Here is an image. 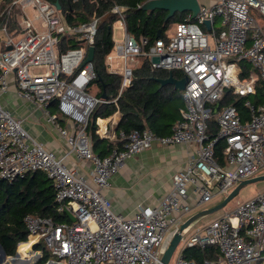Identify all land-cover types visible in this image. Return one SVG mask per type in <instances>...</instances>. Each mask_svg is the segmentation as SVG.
Returning <instances> with one entry per match:
<instances>
[{"label": "built area", "instance_id": "built-area-1", "mask_svg": "<svg viewBox=\"0 0 264 264\" xmlns=\"http://www.w3.org/2000/svg\"><path fill=\"white\" fill-rule=\"evenodd\" d=\"M56 2L0 0V94L9 91L14 77L21 95L46 111L70 147L62 155L48 149L0 101V178L14 181L27 173L45 172L54 184L59 212L76 219L57 222L27 215L28 240L23 243H31L30 253L44 242L56 258L48 264H160L180 232L174 264H264V190L194 231L191 225L181 231L196 209L221 202L242 181L264 173V0L200 3L195 17L189 12L168 39L158 37L153 43L130 34L127 8L114 5L110 12L125 33L114 41L106 65L122 76L120 93L131 85L141 57L148 58L154 69L183 71L188 81L180 118L170 133L160 135L149 127L121 132L124 146L103 157L94 153L86 132L91 112L106 101L89 91L98 74L94 60L86 62L101 19L71 23ZM258 85L263 95L254 99ZM226 91L246 98L249 119L234 105H221ZM52 102L58 106L57 114L49 113ZM60 117L73 129L62 128ZM214 118L218 132L212 137ZM220 140L225 143L221 159L216 153ZM154 142L197 147L173 175L171 190L156 204H140L132 216L116 213L105 195L110 179L128 158ZM73 153L93 162L91 174L67 164ZM209 246L219 251L216 260L200 263L185 254L187 248ZM18 252L22 257L19 248Z\"/></svg>", "mask_w": 264, "mask_h": 264}, {"label": "trees", "instance_id": "trees-1", "mask_svg": "<svg viewBox=\"0 0 264 264\" xmlns=\"http://www.w3.org/2000/svg\"><path fill=\"white\" fill-rule=\"evenodd\" d=\"M54 1V0H53ZM56 1V0H55ZM67 20L71 23H79L90 20L93 17L102 18L95 42L94 64L97 71V79L93 82L99 86L98 98L106 93L105 102L98 103L91 112L86 127V132L91 137L92 149L99 156L108 155L113 148H122L125 140L120 138L121 132L129 133L133 129L149 127L157 134L165 135L180 118L177 112L170 110L171 102L175 98H181L182 91L176 90L173 85L161 86L157 79L167 78L169 72L163 69H154L148 58L142 57L141 65L134 70V78L129 87L120 93L122 76L110 72L106 65V56L114 48L113 23L117 20L111 9L114 5H123L126 9L127 31L137 39L147 37L153 43L158 38L161 29V37L166 39V33L173 23L182 22L189 12H176L167 21L168 11L156 8L144 10L138 7L147 0H58ZM176 78H182L184 74L173 71ZM92 85H94L92 83ZM263 95L261 85H258L256 98ZM244 97H236L232 92L226 91L221 105H234L245 120L249 119L248 110L245 107ZM50 110L58 106L49 105ZM120 111L122 119L117 125L115 139H103L97 133L99 118H108L116 111ZM218 132L216 119L211 120L209 133L214 137ZM225 143L220 140L216 144V153L219 159ZM27 215L51 217L57 222H69L70 217L65 212H59L55 200V187L52 180L43 171L27 173L14 181L0 178V243L7 256H15L20 243L28 240V231L25 225ZM29 243V242H27ZM31 250V243H29ZM22 247V248H21ZM24 245L20 251L24 254ZM42 250V256L37 264H46L51 258V253L42 243L35 245V250ZM20 252V253H21ZM185 254L200 263L205 259L216 260L219 255L214 247L205 249L199 247L187 248ZM22 256V255H21ZM2 257V254L0 255ZM33 257V256H32ZM31 257V258H32ZM21 257L4 258L1 263L27 264Z\"/></svg>", "mask_w": 264, "mask_h": 264}, {"label": "crops", "instance_id": "crops-1", "mask_svg": "<svg viewBox=\"0 0 264 264\" xmlns=\"http://www.w3.org/2000/svg\"><path fill=\"white\" fill-rule=\"evenodd\" d=\"M198 2L211 3L210 0H198ZM186 12L191 11L186 10ZM138 67L139 64L135 69ZM98 90L97 88L96 91ZM0 101L17 118L22 119L25 129L38 141L43 142L48 149L58 155L69 152L70 147L66 138L60 134L54 124L48 121L45 110L21 95L14 77L11 79L9 91L0 94ZM51 105L54 107L56 103L52 102ZM182 106L183 99L179 109ZM55 110L54 112L49 107V113L57 114L58 109ZM121 119L122 114L119 110L108 118H99L97 123L100 129L97 133L103 139H115L117 125ZM59 124L62 128L73 129L72 124L61 117ZM196 147L195 144L163 145L154 142L150 148L128 158L123 168L110 179L111 187L105 190L113 210L116 213L132 216L140 204H156L171 190L173 175L185 167L188 156L195 152ZM67 164L77 167L86 174H91L94 168L92 161L78 159L74 153L67 158ZM24 244L21 243L20 246Z\"/></svg>", "mask_w": 264, "mask_h": 264}, {"label": "water", "instance_id": "water-1", "mask_svg": "<svg viewBox=\"0 0 264 264\" xmlns=\"http://www.w3.org/2000/svg\"><path fill=\"white\" fill-rule=\"evenodd\" d=\"M56 5L58 6V8L60 9V3L56 2ZM142 9L144 10H154L156 8L159 9H165L167 10L169 13L166 17V21L172 17L176 12H185L186 10L191 11L193 17H195L197 15V13L200 10V4L198 2V0H147L146 2H144L141 6ZM207 27H210V22L207 21L206 22ZM162 35V30L160 29L158 32V37H161ZM95 57V46H91L89 49V54L87 56L86 62L88 61H93ZM157 81L161 84V86H167V85H174L176 90L179 91H183L186 83L188 81V78L186 76L182 77V78H176L174 76L173 71L169 72V76L167 78H158ZM102 98H106V93H103ZM220 104H217L214 107L213 113L216 114L218 112ZM264 180V174L256 176L254 178H250L247 180L242 181L230 194L229 196H227L224 200H222L220 203H218L217 205L208 208V209H204V210H200L198 212H196L195 214H193L188 220H186L182 226H181V231L184 230L185 228L189 227L190 225H192L193 222H195L197 219H199L200 217L213 213L217 210H220L222 208H224L225 206H227V204L240 192V190L247 184L249 183H254V182H258V181H262ZM67 215L70 217L71 221H75V217L70 214L67 213ZM182 235L180 232H178L174 238L172 239V241L170 242L169 247L167 248L166 252L164 253L163 257L161 258V263L160 264H169L171 261V258L179 244V242L181 241ZM2 254L3 259L4 258H13L12 256H7L3 246L0 243V255ZM42 255H39L38 259L34 262V264H37V262L39 261V259L41 258ZM15 257H19V252L17 251ZM1 259L2 257H0V264H1Z\"/></svg>", "mask_w": 264, "mask_h": 264}, {"label": "rangeland", "instance_id": "rangeland-1", "mask_svg": "<svg viewBox=\"0 0 264 264\" xmlns=\"http://www.w3.org/2000/svg\"><path fill=\"white\" fill-rule=\"evenodd\" d=\"M210 1L213 2L214 0H210ZM0 13H1V9H0ZM101 21H102V18H101ZM262 22H264V21H262ZM112 26H113V39H114V41H120V40H122L123 37H124L125 28L121 25V22L119 20H116L113 23ZM175 26H176V23H173L171 25L170 29L166 33V39H168L173 34V32L175 30ZM142 60H143V58L141 57L140 60L137 62L136 65L139 64V66H140L141 63H142ZM38 71H40V70H38ZM175 71L177 73H181V74L183 73V71H181V70H175ZM93 84H94L93 87L92 88L90 87L91 89L89 88V91L92 94H94V95L97 96L98 93H99V90L98 91H96V90H97V88L99 89V86H98L97 83H94L93 82ZM236 97H239V96H236ZM180 104H181V98L180 99L179 98H175L171 102L170 110L172 112H177V109H179ZM52 111L55 112L56 110H52ZM171 129H172V127L170 128V132H171ZM261 174H264V173H261ZM262 190H264V180L258 181V182H254V183H249V184L245 185L240 190V192L227 204V206H225L224 208H222L220 210H217V211H215L213 213H210V214H207V215H204V216L200 217L199 219H197L195 222L192 223L191 229L194 231L197 227L202 226L204 224H207V223H209V222H211V221H213V220L221 217L222 215H224L225 213H227L229 210H233L236 207V205H237L238 202H241V201H244L246 199H249V198L255 196L258 192H260ZM219 202H220V200H214V201H212L210 203H207L204 206L196 209L194 211V213L196 211H198V210H204V209L211 208V207L217 205ZM27 245H29V244L28 243H25V245H24V248H23L24 254L20 251V247L18 246L19 251L21 252L20 255H22L21 258L22 259H25L26 257H27V259L30 258L29 263H27V264H34V262L38 259L40 253H42V250L43 249L41 248V250H39V252H37V251H34V248H33V251L34 252L30 253L29 246H27ZM42 245L44 247H46V245L44 244V242H42ZM176 255L177 254H175V253L173 254V256L171 258V261H170V264H174ZM50 258L51 259L48 262H51V260H55L56 259L55 256L52 255V254H51ZM2 259H3V256H2ZM48 262H47V264H48ZM6 263L7 264H11L12 262L10 260H7Z\"/></svg>", "mask_w": 264, "mask_h": 264}, {"label": "bare ground", "instance_id": "bare-ground-1", "mask_svg": "<svg viewBox=\"0 0 264 264\" xmlns=\"http://www.w3.org/2000/svg\"><path fill=\"white\" fill-rule=\"evenodd\" d=\"M104 125H105V123H104ZM29 244V243H28ZM25 245V244H24ZM30 245V244H29ZM28 246V245H27ZM29 249H30V247H29ZM29 251H31V250H29Z\"/></svg>", "mask_w": 264, "mask_h": 264}]
</instances>
